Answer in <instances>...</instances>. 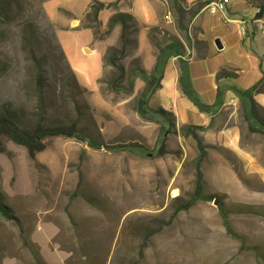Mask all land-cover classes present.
Instances as JSON below:
<instances>
[{"label":"rangeland","instance_id":"obj_1","mask_svg":"<svg viewBox=\"0 0 264 264\" xmlns=\"http://www.w3.org/2000/svg\"><path fill=\"white\" fill-rule=\"evenodd\" d=\"M93 1L0 0V112L26 128L38 121L47 127L75 124L85 137L50 138L34 160L23 146L3 140L0 201L13 219L0 214V264H264V134L250 131L239 101L228 99L235 94L228 90L223 108L208 115L165 86L150 99L151 107L174 115L164 135L137 112L145 84L136 69L150 72L155 42L186 43L187 59L192 55L206 79V67L217 64L223 74L246 70L240 78L218 81L223 91L251 88L260 72L257 65L229 59L235 47L207 65L201 58L208 57L199 54L203 45L208 54L216 40L227 43V34L230 46L250 41L256 9L248 0H230L225 10L226 17L242 21V40L240 27L210 10L194 23L186 18L180 29L174 0H97L118 2L135 18L138 46L123 61L134 88L126 91L111 88L114 69L103 61L109 47L119 46L120 26L106 40H95L87 17ZM198 1L182 5L192 10ZM115 12H100L101 31ZM154 27L160 30L150 42L148 29ZM199 88L205 104L215 100L212 81ZM187 125L204 126L198 132L207 153L201 168L205 198L174 216L195 189L199 150L192 136H183ZM134 143L145 153L111 148ZM161 149L165 154L154 156ZM224 215L236 236L228 233Z\"/></svg>","mask_w":264,"mask_h":264},{"label":"trees","instance_id":"obj_2","mask_svg":"<svg viewBox=\"0 0 264 264\" xmlns=\"http://www.w3.org/2000/svg\"><path fill=\"white\" fill-rule=\"evenodd\" d=\"M216 0H199L197 7L192 10L186 9L182 4L184 0H174L173 8L178 14V26L180 29H184V21L186 18L194 19L200 11L211 2ZM248 3L253 8L259 10V14L255 18H264V0H249ZM113 8L116 12L110 18L109 23L103 31L100 23L99 15L102 10ZM87 17L92 19L90 28L94 31L95 40H106L113 32L116 26H120L119 34V46L109 47L103 57L104 65L114 69V74L109 80V85L113 90H126L132 91L134 88V80H132L131 74H128L127 69L123 63L128 56L129 49L132 46H138V40L132 37L134 31L133 22L135 18L129 14L122 12L118 7V2L105 4L94 0L89 5V11ZM254 22V20H253ZM159 27L148 29V39L152 42L150 34L152 32H159ZM157 54L155 62L150 70L146 72L142 69H136L139 72L141 80L144 82V90L138 98L137 112L145 120L154 122L160 125L161 129L166 132H170L171 127L174 124V115L164 110L163 108H153L150 106V99L152 96L162 88V80L164 78L165 69L171 59H176L179 63L181 74L179 77V86L183 94L192 102V104L198 109L200 113H206L208 115L218 113L224 106L225 93L232 91L243 109L244 118L248 123L249 129L252 132L264 134V115L262 113V107L256 101L255 96L259 94L264 95V52L260 57L259 69L261 72L260 79L252 85L251 88L243 90L241 88L230 86L226 90H221L218 87L215 102L213 104H205L193 89L190 80L189 67L187 61H184L182 57L185 54V47L183 44L177 41H170L164 45L158 42L154 43ZM34 58V57H33ZM35 59V58H34ZM36 72L37 80L40 82L43 80V73L41 65L36 60ZM228 74L217 75V80L225 78ZM72 80H75L73 74ZM76 81V80H75ZM204 126L200 125H187L183 128V136H192L197 143L199 155L196 159V180L194 194L190 200L176 207L174 216L182 211H188L192 208L198 200H203L204 197V174L202 171V164L207 156L206 147L198 130H203ZM76 137L85 138L79 131L75 124L67 126H55L47 127L42 121H38L32 128H26L19 124V122L9 112H0V154L6 153L4 139L13 142L16 145L23 146L31 159H35L36 156L46 149L47 141L54 137ZM91 146L100 148V146L94 142H89ZM113 150H125V151H138L139 153H145V148L139 144H125V145H113ZM165 152L163 149L156 151L154 156H163ZM0 214L8 219L12 220L13 216L10 214V209L3 205L0 201ZM225 227L229 234L236 236L233 228L229 222L228 216L224 215ZM41 264H44L39 259Z\"/></svg>","mask_w":264,"mask_h":264},{"label":"crops","instance_id":"obj_3","mask_svg":"<svg viewBox=\"0 0 264 264\" xmlns=\"http://www.w3.org/2000/svg\"><path fill=\"white\" fill-rule=\"evenodd\" d=\"M249 6L251 8H253L252 5L249 4ZM257 10L258 9H256V13H257ZM200 13H202V12H200ZM218 13L221 14V17L225 21V23L234 24V25L238 26V24L236 22L240 21V20L226 17L225 12H218ZM218 13H216V14H218ZM198 15L194 18L193 23L197 19ZM74 21H77V20H74ZM254 24H255V27H256V32L252 35V37L250 38V41H248L247 43H245V41H244L240 45L239 44H235V45H232V46H230L229 44L227 45V43H230L229 42V38H228L229 35L227 34L226 35L227 43L224 40L221 43L223 45V48L221 50H219L217 48V46H215L214 48H210L209 47L208 48V51H209L208 54H206L205 47L202 44L203 45L202 46L203 47L202 48L203 49V54H199V57L201 58L204 54L206 55L205 57H208V60H207V58H204V59L201 58V60H203L202 61L203 64L207 65L210 62H214L221 55L222 52L226 51L227 46H228L229 48L231 47V49H233L235 47L234 51H233V57H232V55H230L228 57L229 59L231 57L232 59H234L237 62L241 63L244 67H248V68L251 67V66L257 65L256 67H257L258 71L260 72L259 63H260V57L262 56V54L264 52V34H262V32H261L260 26H258L256 23H254ZM240 38L242 39V36H240ZM242 40H244V39H242ZM182 44L186 45V43H184V42ZM182 59L184 61H187L186 64L189 67L190 80H191V84L193 86V89L195 91H198V87L200 86L199 90H201L203 87L207 86V82L210 83V81H212V88L214 90H216L215 99H216L217 90H218V87H219V86H217L218 85L217 84L218 81L222 80V81H225L227 83L228 77H231L233 75V76H236V77L240 78L242 76V74L244 73V71H246V70H242L240 68H235L236 72L228 73V71H225V73L228 74V76H226L225 78H222L221 80H217V75L223 74L220 64H217V66L215 65L212 68L211 67H206L207 68L206 69V73L208 74L207 79H206V77H204L203 74H202V67L200 65L194 63L192 55H191V57H189L187 59V55L184 54ZM175 60H176L175 58L171 59L169 61V63L167 64V67L165 69L164 78L162 80V88L160 90H158L157 92H159L161 90H164L165 86H167L168 89L174 91L176 97L187 99V97L183 94V92H182V90H181V88L179 86V77H180V74H181V70H180V67H179V63L177 64V66L175 65ZM171 64H173L172 65L173 66V70L170 68ZM260 77H261V72H260ZM260 77L258 78V80L260 79ZM209 87H210V84H209ZM227 95H228V93L224 97L225 103L227 101V99H226ZM228 99H230L233 102L234 101L235 102L238 101V98L236 97V95L231 96V98H228ZM255 99H256V101L259 104L264 105V95L263 94L256 95ZM214 102H215V100L208 102V104H213ZM172 112L176 116L180 115V113L177 112V111H172Z\"/></svg>","mask_w":264,"mask_h":264},{"label":"built area","instance_id":"obj_4","mask_svg":"<svg viewBox=\"0 0 264 264\" xmlns=\"http://www.w3.org/2000/svg\"><path fill=\"white\" fill-rule=\"evenodd\" d=\"M230 3V0H217L214 2H211L210 4L206 5L201 12L210 10V13L212 14H216L218 12H225L228 4ZM259 14V10H257L256 15ZM238 24V26L241 29V36H246L247 32L245 30V28L242 26L243 23L242 21H237L236 22ZM254 23H256L258 26H260L261 32L262 34H264V18H254Z\"/></svg>","mask_w":264,"mask_h":264},{"label":"bare ground","instance_id":"obj_5","mask_svg":"<svg viewBox=\"0 0 264 264\" xmlns=\"http://www.w3.org/2000/svg\"><path fill=\"white\" fill-rule=\"evenodd\" d=\"M165 19H166V21H167L168 23H171V22H172L171 15H169V14L165 16ZM75 25H77V22H75Z\"/></svg>","mask_w":264,"mask_h":264},{"label":"water","instance_id":"obj_6","mask_svg":"<svg viewBox=\"0 0 264 264\" xmlns=\"http://www.w3.org/2000/svg\"><path fill=\"white\" fill-rule=\"evenodd\" d=\"M216 46L219 50H221L223 48V45L221 44V42L219 40L216 41ZM217 204V203H216Z\"/></svg>","mask_w":264,"mask_h":264}]
</instances>
